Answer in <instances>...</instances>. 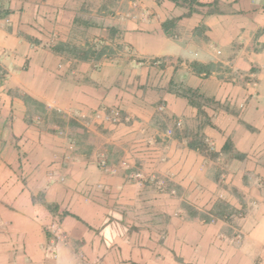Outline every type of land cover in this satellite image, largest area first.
Returning a JSON list of instances; mask_svg holds the SVG:
<instances>
[{
    "label": "rangeland",
    "instance_id": "374dc122",
    "mask_svg": "<svg viewBox=\"0 0 264 264\" xmlns=\"http://www.w3.org/2000/svg\"><path fill=\"white\" fill-rule=\"evenodd\" d=\"M61 1H65L63 9L72 13L69 18L58 21L45 17V29L51 38L45 45L27 34L21 33V36L33 46L61 56L63 62L56 63L64 67H57L61 73L59 79L76 88L70 89L69 86L54 93L56 84L53 87L49 82L43 89L39 83H44L45 79L39 77L38 72L42 64L30 63L29 59L17 63L15 56L0 51V66L4 71L0 85V202L17 198L19 206L25 200L43 206L56 216V222L45 228L48 239L55 245L67 244L70 243L69 235L59 224L60 213L66 212L67 207L55 203L54 194H50L51 200L46 198L41 187L56 183L61 186V192L71 193V197L81 195L83 200H91L95 196L92 191L79 188V185L91 177L93 181H99L97 178L104 174L110 177V185H116L113 184L116 180L128 184L123 190L125 196L134 195L140 199L133 206H112L119 218L114 221L115 227L122 232L152 229L159 234L158 244H162L167 241L165 234L171 216L200 224L223 222L220 238L231 245L237 243L241 246L245 230L240 218L245 217L249 209L247 189L252 184L261 183L263 187V183L247 170L244 156L237 158L240 152L231 141L228 150L222 148L216 152L208 128L220 133L211 122L220 111L242 125H248L243 120L247 109L230 105L229 101L222 104L207 99L195 86L215 74L240 88H251L255 80L238 73L231 62L197 60L198 53L213 48L202 45L208 44V35L199 34L197 29L191 38H183L189 43L188 56L142 57L124 40V31L128 30L130 23L139 26L153 22L160 24L159 13L161 17L170 15L161 25L163 32L168 33L170 26L169 37L177 43L182 42L178 20L189 17L191 12L202 14L216 8L202 7L203 12L195 11L184 0L178 3L170 0ZM9 3V0H0V19L7 15ZM3 23L5 21L1 22L0 28L7 29ZM59 43L68 44V47L61 53L53 52L52 46ZM90 47L95 52L89 53L87 59H81L83 51L88 53ZM98 51H103L100 57ZM192 61L212 63L211 73H196L190 66ZM66 66L70 73H65ZM170 81L174 83L172 86ZM38 88L48 93L50 99H45L46 94L40 96L33 91ZM164 93L171 94L170 106H166V100L158 98ZM24 94L59 113L47 115L41 109L35 110L31 103L26 106L22 99ZM184 94L192 102L181 96ZM62 98L68 102V108L62 109L57 104ZM110 98L118 99L119 103L113 104ZM169 150H175L172 153L175 159L171 163L167 162L166 156ZM146 151H152L150 156L144 153ZM197 160L201 164L199 171L204 170L202 180L199 178L202 185L197 181L198 176L187 172V167L197 165ZM258 160L256 164L261 165V159ZM237 185L242 187L237 190ZM31 188L33 193L27 196L28 199L22 198L21 192ZM118 193L104 189L95 198L114 199ZM170 200L175 204L169 205ZM230 200L238 207L230 205ZM64 202L67 203V197ZM45 203L57 205L60 212L47 209ZM221 206L226 218L217 214ZM7 207L15 208L12 205ZM204 217L211 218L210 222H204ZM74 244L71 242L70 246L75 247ZM54 254L52 259H55ZM75 255L80 261L88 258L82 252ZM206 256V261L212 264V255Z\"/></svg>",
    "mask_w": 264,
    "mask_h": 264
},
{
    "label": "crops",
    "instance_id": "0c3cea01",
    "mask_svg": "<svg viewBox=\"0 0 264 264\" xmlns=\"http://www.w3.org/2000/svg\"><path fill=\"white\" fill-rule=\"evenodd\" d=\"M9 1V11L0 19V26H2L1 22L5 21L3 25L8 27L0 28V51L15 56L17 63L29 59L30 63L37 61L42 64L43 67L39 65L38 72L39 77L45 79L44 83H39L43 89L49 82L53 87L54 83L56 84L54 93L62 92L61 90L68 89L69 86L70 89L76 88L74 84V86L70 83L65 85L59 79L61 73L57 67H64L56 63L63 62L61 56L35 47L31 41L21 36V33L27 34L45 45V42L51 39L45 29L47 27L45 17L49 19L53 17L57 21L64 17L69 18L72 11L63 9L65 1ZM196 1L208 4L207 7L214 6L216 10L202 14L191 12L189 17L180 18L178 23L183 36L180 38L182 42L177 43L169 37V32H172L170 26L168 33L163 32L161 25L164 19L170 18V15L163 14L164 17H161L158 13L160 11H156L161 20L160 24L153 22L139 26L130 23L127 26L128 30L124 31V40L135 47L142 57H160L169 54L188 56L189 43L187 44L183 38L187 36L191 38L190 36L197 29L199 34L208 35V44L202 45L213 47L211 50L205 48L198 53V57H195L197 60L231 62L238 73L255 80L251 88L245 87V89L237 87L232 82L223 81L215 74L207 77L208 79L204 78L195 86L198 93L207 99H214L222 104L224 101H229L230 105L247 109L243 120L248 125L243 123V126L231 115L220 111L211 121L212 126L217 127L220 133L208 128L214 150L221 151L228 138L234 148L244 156L243 161L247 170L263 183V187L261 183L252 184L253 186L247 189L249 193L242 191L247 194L249 205L245 217L240 218L243 220L242 228L245 230L243 244L231 245L220 238L223 222L200 224L172 216L169 218L170 225L167 226L165 234L167 245L166 242L162 243L163 245L158 244L159 234L152 229L122 232L115 227L114 221L119 218L112 206H133L140 199L135 198L134 195L125 196L123 190L128 184L123 180H116V183H113L116 185H110V177L102 174L96 182L92 177L85 176L88 178L87 182H82L79 188L90 190L95 196L104 189L118 191L114 199L102 200L94 196V199L83 200L81 195L71 197V193L61 192V186L56 183L41 187L46 198L51 200L50 194H54L53 201L62 207H67L69 214L62 216L59 224L61 229L68 233L70 243H76L75 247L70 246V243L55 245L48 239L49 235L45 232V228L50 223L56 222V216L43 206L28 200L19 206L17 198H7L4 202H0V264H210L206 261L208 254L214 258L212 264H264V0ZM214 54H218L219 57L217 55L215 57ZM64 71L66 74L70 73L67 66ZM41 88L33 91L40 93V96L46 94L45 99H50L48 93ZM158 98L166 100V106H170L169 101L172 100L170 93H164ZM110 99L113 104L119 103L118 99ZM67 103L63 98L57 101L62 109L69 107ZM222 133L224 135H221ZM174 151L167 152V162L174 161L172 155ZM144 153L150 156L152 151ZM258 159H261V165L256 164ZM200 165V160H197V165L187 167L188 173L190 171L192 175L198 176L199 184L204 174V170L199 171ZM241 187L237 185V190ZM32 193L33 188L26 189L21 192V196L28 199L27 196ZM66 197L67 203L64 202ZM170 201L169 205L175 204L174 200ZM229 203L238 207L232 200ZM8 205L15 208L11 210ZM50 250L52 251L49 252ZM78 252L86 254L88 258L80 261L75 255ZM52 253H55L53 255L55 259H52Z\"/></svg>",
    "mask_w": 264,
    "mask_h": 264
},
{
    "label": "trees",
    "instance_id": "16d2710c",
    "mask_svg": "<svg viewBox=\"0 0 264 264\" xmlns=\"http://www.w3.org/2000/svg\"><path fill=\"white\" fill-rule=\"evenodd\" d=\"M170 1H173L174 3H178L179 2V0H170ZM184 2H186L188 4L189 8H191V9L193 8L192 10H195V11L199 10L200 12H203L202 7H207V5H208V4L200 3V2H198L196 0H190V1L184 0ZM210 12L211 11H209L208 13H210ZM169 23H172V22H169ZM109 28H110V30L113 29L112 27H109ZM113 31H114V29H113ZM65 47H68V44L59 43L57 45H53L51 49L55 53H61L63 50H65ZM87 50L89 52L87 53V51H83V55L80 56L81 59H87L88 58L87 56H88L89 53L95 52V51H93V48H91V47L87 48ZM98 52H99L98 56L100 57V55L103 53V51H98ZM77 57L79 58V55ZM99 57H97V58H99ZM167 58H169V57H167ZM164 66H165V64H164ZM190 66L196 73H199V74L204 73L205 75H209L211 73V70H212L211 68L213 67V64L212 63L205 64V63H201V62H198V61H192L190 63ZM3 77H4V71H3L2 67L0 66V85L3 82ZM173 84H174L173 81H170V85L172 86ZM193 94H195V92H193ZM181 96H184L185 98H187L189 100V102H192L190 97L187 94H184V95H181ZM22 99H23V102L25 103L26 106H28L29 103H31V104H33L35 106V110L38 111V110L41 109L47 115H49V113H51L52 115H57L59 113V111L57 109H53L52 107L48 106L44 102H42L40 100H37V99L31 97L28 94H24L22 96ZM197 110L200 111V108L198 107ZM191 147L192 148H196L195 145H191ZM230 147H231L230 141L227 139L225 141L224 145H223V150H228ZM239 157L242 158L243 155L237 154V158H239ZM45 206L47 207V209H49L51 211L55 210V212H57L59 210V212H60V207H58L57 205H50L48 203H45ZM217 207H218V205H217ZM220 210L221 211L219 213H217L218 216H222V217L226 218V216L223 214L224 213V209L222 208V206H221ZM60 214L62 216H66L69 213L67 211L66 212L63 211ZM194 215H196V213H193V216ZM210 219L211 218H209V217L208 218L206 217V219L204 217L203 221L204 222H210Z\"/></svg>",
    "mask_w": 264,
    "mask_h": 264
}]
</instances>
